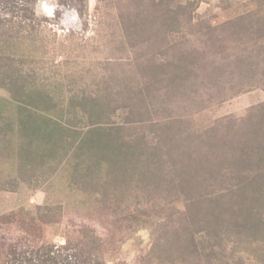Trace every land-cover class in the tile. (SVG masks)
I'll return each mask as SVG.
<instances>
[{"label":"rangeland","instance_id":"1","mask_svg":"<svg viewBox=\"0 0 264 264\" xmlns=\"http://www.w3.org/2000/svg\"><path fill=\"white\" fill-rule=\"evenodd\" d=\"M0 264H264V0H0Z\"/></svg>","mask_w":264,"mask_h":264}]
</instances>
